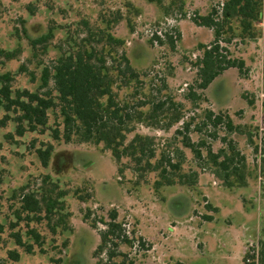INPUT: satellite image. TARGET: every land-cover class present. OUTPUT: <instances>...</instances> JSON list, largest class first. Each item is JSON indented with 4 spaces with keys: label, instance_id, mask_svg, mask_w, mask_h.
I'll use <instances>...</instances> for the list:
<instances>
[{
    "label": "rangeland",
    "instance_id": "1",
    "mask_svg": "<svg viewBox=\"0 0 264 264\" xmlns=\"http://www.w3.org/2000/svg\"><path fill=\"white\" fill-rule=\"evenodd\" d=\"M159 1L0 0V48L16 54L12 60H1L0 73L12 75L13 91L38 92L45 66H50L66 51L76 52L90 37L89 48L101 50L103 44L98 43L95 27L109 28L113 37L125 42L123 47L116 46V51L119 54L124 51L141 74L142 82L119 90L120 102H130L137 108L143 101L171 96L180 105L184 121L193 124L188 135L191 140L199 143L206 139L214 152L223 146L225 127L217 130L218 138L214 140L207 138L208 128L200 133L197 126L208 110L229 114L234 123L244 127L252 137L251 144L246 135H232L247 158V185L226 186L211 172L201 171L191 150L182 146V136H175L182 122L169 131L138 126L139 133L156 138L158 157L163 151L180 148L186 157L184 171L200 173L194 185L157 186L155 173L147 176L146 183H137V177L130 170L119 177V166L103 144L55 141L53 129L63 131L64 128L59 110L48 111L49 121L43 131H27L22 137L17 135V114L11 112L10 120L5 125L0 123V264H96L93 254L100 238L85 222L84 215L91 209L105 217L113 207L118 209L120 220L125 219L131 229L134 226L137 235L149 244L148 251L123 247L136 264H251V256L261 251L259 242L264 240L261 171L264 54L260 44L263 24L255 22L256 37L242 41L239 38L241 27L234 23L236 38L231 44L223 45L231 58L245 57L251 59L252 64L247 65L242 74L238 69L230 71L209 89L200 90L196 63L202 52L198 46L210 44L214 32L196 25L192 18L195 14L208 15L214 7L220 9L224 0ZM118 13L123 20L114 25ZM165 29H172L175 35L180 32L181 36L183 30L185 41L181 45V38L176 51H171L167 44L150 43L153 34ZM50 31L53 38L49 42L36 47L32 44ZM112 51L110 47L105 49L109 66L114 65V60L121 61ZM162 80L168 90L159 92ZM190 93L202 99L192 101ZM142 110L148 111V107ZM6 114L4 109L0 110V121ZM45 144L54 147L46 168L36 153ZM205 151L203 149L204 154ZM46 177H50L47 184L44 183ZM50 183L57 184V191H66L64 200L71 213L67 219L71 232L58 229L53 234L46 220L29 222L25 220L26 214L22 215L23 220L17 217L21 192L52 188ZM81 196L89 198L83 202L79 199ZM30 229L40 233L44 244L42 247L35 244L34 251L27 253L17 246L11 235L18 232L25 242L34 244L28 235ZM14 250L20 254L19 261L9 258L10 251ZM256 264H263L259 256Z\"/></svg>",
    "mask_w": 264,
    "mask_h": 264
},
{
    "label": "trees",
    "instance_id": "2",
    "mask_svg": "<svg viewBox=\"0 0 264 264\" xmlns=\"http://www.w3.org/2000/svg\"><path fill=\"white\" fill-rule=\"evenodd\" d=\"M149 1L160 3L159 0ZM122 20V15L118 13L113 24H119ZM192 21L214 32V40L210 44L198 46V50L202 52L196 63L198 89L207 90L226 70L236 68L240 74L245 71V62L231 58L223 44L229 45L236 38L237 28L234 27V23L241 27L239 38L242 41L256 37L255 22L262 23L264 30V0H224L220 9L214 7L208 15L195 14ZM85 25L89 26V23L86 22ZM95 31L98 34V43L103 44L102 49L89 48L87 44L91 43L90 37L85 39L84 44L79 46L76 52H64L50 66L44 67L38 92L13 91L12 75L0 73V110L4 109L7 113L0 123L5 125L10 120L9 113H16L17 135L22 137L27 131H43L48 125V111L59 110L64 128L63 131L59 128L53 129V139L64 140L66 143L76 140L78 143L103 144L104 149L111 153L119 166V177H122L126 170H130L137 177V183H146L147 176L155 173L158 178L157 186L176 183L194 185L198 182L200 173L194 170L184 171L183 163L186 157L182 149L163 151L158 157L156 138L138 132L139 125L169 131L182 122L181 128L175 131V136H182V146L191 150L201 171L211 172L226 186L247 185L249 178L247 158L239 150L232 135H246L248 142L252 144L251 134L246 133L244 127L236 125L229 114L208 110L201 125L197 126V131L201 133L203 128H208L207 138L216 140L217 130L225 127L226 135L221 139L223 146L214 152L206 139L199 143L191 140L188 135L193 124L191 121H184L180 105L171 96L143 101L137 108L130 102H120L119 90L132 88L134 82H142L141 74L131 65L124 51L121 54L116 51V46L125 45L124 40L113 37L109 33V28L98 26L95 27ZM52 38L53 33L50 31L32 44L36 47L49 42ZM181 38L180 32L176 33V36L166 33L164 40L154 35L150 43H157L160 46L167 44L171 51H176ZM107 47L114 50L112 52L116 53L118 60L121 59L120 62L114 60L113 66L107 63L105 54ZM15 57V53L0 48V64L3 63L1 60L9 61ZM163 90H168L165 80H162V86L158 89L159 92ZM189 97L192 101L202 99L196 93H190ZM249 104L253 105V102L249 101ZM144 107H148V111H143ZM24 124H27V127ZM43 146L38 148L36 153L42 166L46 168L49 166L54 147L51 144ZM203 149H206V154L203 153ZM124 160H127V163H123ZM261 171L264 177V154L261 157ZM49 179L50 177H46L44 183L47 184ZM50 185L52 188H40L36 191L26 192L24 189L19 196L21 207L17 217L23 220L22 215L26 214L25 220L29 222L46 220L53 234H56L58 229L71 232L72 229L67 222L71 213L67 211L64 200L66 191H57V184ZM87 198L79 197L83 202ZM97 214L87 209L84 215L85 222L89 223L100 238V243L93 254L96 264H136L134 257L123 251V247L148 251L149 244L146 240L137 235L136 228L133 226L131 229L125 219L120 220L117 208L110 209L105 217ZM207 218L209 221L213 220L212 217ZM28 235L33 238L34 244L25 242L18 232L12 233L11 236L17 246L24 248L27 253H32L35 244L42 247L44 238L36 229H30ZM259 245L261 247L259 257L264 264V240H261ZM9 258L12 261H19L20 254L16 250L10 251ZM251 259L253 260L251 264H256L255 257L251 256Z\"/></svg>",
    "mask_w": 264,
    "mask_h": 264
},
{
    "label": "crops",
    "instance_id": "3",
    "mask_svg": "<svg viewBox=\"0 0 264 264\" xmlns=\"http://www.w3.org/2000/svg\"><path fill=\"white\" fill-rule=\"evenodd\" d=\"M205 29H208V28H205ZM208 30H210V29H208ZM181 31H182V40H181V45H182V43L185 41V34L183 33V30H181ZM210 31H211V30H210ZM260 41H261V43H260V44H261V51H262L263 54H264L263 38H262V40L260 39ZM200 44H201V43H200ZM200 44H199V45H200ZM203 44H204V43H203ZM251 44H252V42H251ZM205 45H206V43H205ZM263 58H264V55H263ZM238 59L243 60V61L245 62V64H246V66L249 65L250 63L252 64V60H251V59H247V58H245V57H243V58H238ZM234 70H237V69H236V68H230L229 70H226V71H225L222 75H220L219 77H222V76L225 75V73L227 74L228 72H230V71H234ZM219 77H218V78H219ZM218 78H217V79H218ZM217 79H216V80H217ZM216 80H215V81H216ZM215 81H214V82H215ZM214 82H213V83H214ZM213 83L209 86V88L213 85ZM209 88H208V89H209ZM215 104H216V103H215ZM217 104H218V102H217ZM226 108H227L228 110H230L228 107H226ZM227 109H226V110H227Z\"/></svg>",
    "mask_w": 264,
    "mask_h": 264
},
{
    "label": "built area",
    "instance_id": "4",
    "mask_svg": "<svg viewBox=\"0 0 264 264\" xmlns=\"http://www.w3.org/2000/svg\"><path fill=\"white\" fill-rule=\"evenodd\" d=\"M222 5V4H221ZM195 16V15H194ZM166 33H170V34H173L174 36H176L175 35V31H172V29H171V31H168L167 29H165L164 31H161V32H157V33H155V34H153L152 35V38L154 37V35H158L160 38H162L163 40L165 39V34ZM157 44V43H156ZM254 256V255H253ZM258 256H259V254L258 255H255L254 257H255V263H256V259H258ZM248 261H250V260H248Z\"/></svg>",
    "mask_w": 264,
    "mask_h": 264
}]
</instances>
